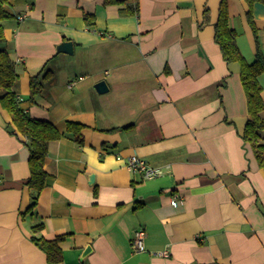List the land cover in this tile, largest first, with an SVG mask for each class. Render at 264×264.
I'll return each mask as SVG.
<instances>
[{
    "label": "crops",
    "instance_id": "0c3cea01",
    "mask_svg": "<svg viewBox=\"0 0 264 264\" xmlns=\"http://www.w3.org/2000/svg\"><path fill=\"white\" fill-rule=\"evenodd\" d=\"M104 1L7 7L3 47L21 106L61 131L68 121L85 128L82 144H48L50 180L32 215L29 151L0 107V264H47L31 242L38 223L43 239L64 237L60 264H264V171L241 138L248 112L239 66L226 64L214 41L225 1L242 56L252 63L257 47L264 56V3L126 0L138 2L129 15ZM63 42L72 54L56 53ZM47 69L52 78L31 100L30 79ZM101 81L108 91L100 95ZM259 83L264 102V73ZM131 156L162 175L130 172ZM139 229L144 249L134 252Z\"/></svg>",
    "mask_w": 264,
    "mask_h": 264
},
{
    "label": "trees",
    "instance_id": "16d2710c",
    "mask_svg": "<svg viewBox=\"0 0 264 264\" xmlns=\"http://www.w3.org/2000/svg\"><path fill=\"white\" fill-rule=\"evenodd\" d=\"M13 0H0V107L11 117L15 135H20L24 140V146L29 151L28 169L29 178L25 186L31 191V204L25 211L34 215L40 192L47 186L50 176L44 169L45 159L48 154V144L62 137H70L76 143L82 144L83 124L66 122L65 130L44 120L31 118L20 104V98L15 91V85L19 74L17 68L4 49V28L2 22L12 18L7 10ZM249 3L257 0H247ZM264 3V0H259ZM105 4H126V0H105ZM123 13L137 15L138 2L125 5ZM248 23L252 28L255 38L256 31L253 21L248 14ZM236 32L229 26L228 9L225 1L219 6L218 19L214 25V41L218 45L222 58L226 64H237L241 85L246 96L248 120L244 126L241 138L251 147L253 155L260 169L264 171V102L261 97L262 87L259 77L264 73V56L257 47L255 59L248 63L242 56L236 44ZM52 71L47 69L41 74L30 79V99L42 92L44 83L52 78ZM126 127L124 129H128ZM43 228L42 223L32 227L31 242L43 252L47 264H60L63 260L60 242L64 238L58 236L54 240H45L39 233Z\"/></svg>",
    "mask_w": 264,
    "mask_h": 264
},
{
    "label": "built area",
    "instance_id": "2783aa9c",
    "mask_svg": "<svg viewBox=\"0 0 264 264\" xmlns=\"http://www.w3.org/2000/svg\"><path fill=\"white\" fill-rule=\"evenodd\" d=\"M22 18L23 17L19 16L18 20H21ZM126 167L130 172L140 174L143 179H153L161 176L163 173L161 169L150 167L145 160L137 156H131L127 158ZM179 203V198L175 196L171 201V206L176 207ZM145 236L146 234L143 229H139L134 232L131 240V248L134 252H139L144 249Z\"/></svg>",
    "mask_w": 264,
    "mask_h": 264
},
{
    "label": "water",
    "instance_id": "95a60500",
    "mask_svg": "<svg viewBox=\"0 0 264 264\" xmlns=\"http://www.w3.org/2000/svg\"><path fill=\"white\" fill-rule=\"evenodd\" d=\"M56 53H62V54H72V43L71 42H63L60 44L57 49ZM95 91L97 94H104L108 91V88L106 86V83L104 81H101L95 85ZM89 249H86L84 254L88 253Z\"/></svg>",
    "mask_w": 264,
    "mask_h": 264
}]
</instances>
